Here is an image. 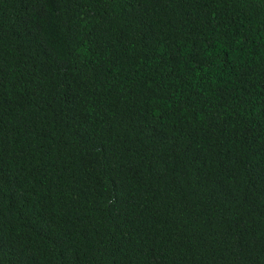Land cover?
<instances>
[{
    "label": "trees",
    "instance_id": "trees-1",
    "mask_svg": "<svg viewBox=\"0 0 264 264\" xmlns=\"http://www.w3.org/2000/svg\"><path fill=\"white\" fill-rule=\"evenodd\" d=\"M0 264H264V0H0Z\"/></svg>",
    "mask_w": 264,
    "mask_h": 264
}]
</instances>
